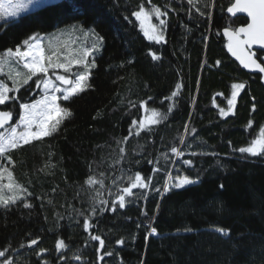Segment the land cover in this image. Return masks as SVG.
Here are the masks:
<instances>
[{"label": "trees", "instance_id": "trees-1", "mask_svg": "<svg viewBox=\"0 0 264 264\" xmlns=\"http://www.w3.org/2000/svg\"><path fill=\"white\" fill-rule=\"evenodd\" d=\"M232 2L58 0L0 24V54L29 36L73 23L103 37L100 52L88 60L95 66L85 91L60 100L71 115L59 130L10 152L13 180L27 190H17L16 203L0 205V250L9 249L14 264H264V154L238 151L264 128V84L227 52L224 29L247 24L227 15ZM140 7L167 12L163 43L140 31L131 15ZM262 55L256 52L258 62ZM39 76L10 94L17 102L0 106L13 112L11 124L18 122L20 102L40 97ZM234 83L245 87L232 113L223 116ZM142 104L167 119L135 131L132 121L141 120ZM172 147L183 156L175 157ZM137 172L146 182L150 178L149 189H134L125 207L117 204L113 211ZM177 176L194 183L175 188ZM91 235L105 241L100 255L112 253L103 262ZM35 238L38 245L28 247ZM58 239L67 245L62 252L55 248Z\"/></svg>", "mask_w": 264, "mask_h": 264}, {"label": "snow or ice", "instance_id": "snow-or-ice-1", "mask_svg": "<svg viewBox=\"0 0 264 264\" xmlns=\"http://www.w3.org/2000/svg\"><path fill=\"white\" fill-rule=\"evenodd\" d=\"M32 3V0H18L15 4H10V11H6L5 14L8 16H16L20 11L26 10L28 4ZM188 3L192 5L194 0H188ZM208 5L206 4L205 7ZM3 8V5H0ZM200 11V9H197ZM227 12L235 16L237 13H247L249 21L246 26H241L235 30H230L228 28L224 29V35L228 37V51L236 57L237 60L243 65L244 68L255 69L260 73H264V65L257 61L256 53L249 51L253 45H259L261 49H264V0H235L230 7L227 8ZM155 15L159 20L160 33L158 35L152 34L156 26L149 23L151 15ZM205 13L200 11V15ZM137 21L140 23V28L144 35L149 39H154L157 42L163 40V28L166 26V21L161 17L167 16L166 11H161L160 8L153 7L151 13L145 12L143 7H140L138 11L131 13ZM125 19H128L125 17ZM97 40L102 42L103 37L97 35ZM23 46V47H22ZM96 50V45L90 48H85L82 53V58L72 59L60 52V48L57 45L49 42L47 46L44 45L42 39L38 35L29 36L27 39L22 41V44L16 45L14 48L8 47L3 50V56H0V73L3 71L5 65L15 63L17 65L22 64L23 68L27 70L26 77L23 78L22 84L28 85L29 81L32 80L34 76L38 74H43L41 79H38L36 87H43L44 96L41 100L35 101L34 103H19V119L15 124H11L10 121L13 120V112L11 110L0 111V129H5L0 131V205L8 207L10 204L17 202L19 198L17 195V190L21 192H26L27 190L22 188L20 185L16 184L13 180L14 160L10 152L12 150L20 149L24 145L30 144L32 141L40 140L43 137H48L54 132L59 130V125L61 123V114L64 116L71 115V113L64 108H61L57 103L58 100L63 99L68 101L70 97L85 91L87 87L86 81L89 78L87 71L74 74L75 78H71V75L59 74L56 70H62L63 73L72 74V67L74 65L83 66L85 69L89 68L87 63V58L92 55ZM63 56V58H61ZM152 59L157 60L159 57L155 53H151ZM217 61V65H219ZM91 66H95L94 62ZM53 71L55 76V81L59 82V85L55 84L53 80L49 77V70ZM16 75H20L16 73ZM9 79L16 83L15 77L12 75V71H9ZM245 87L242 83L232 84L231 98L228 99V112H231L239 92ZM181 88L180 84L176 85L177 91H173L171 96L175 98ZM18 88H10L7 83L0 81V106L9 107V101L13 103L17 102L20 98L16 96H9L10 92H17ZM61 93L62 96L56 95ZM167 99V98H166ZM143 107V104L141 105ZM255 105H253V110ZM172 111V107H169V112ZM221 115H227L224 109L220 110ZM152 116L159 119H167V116L159 113L157 110H152ZM153 123L158 122L153 120ZM251 121L249 126H251ZM7 125V128L5 127ZM132 125L136 126L137 122L132 121ZM139 128H145V124L141 121L138 125ZM195 132V129H192ZM132 129L130 127L129 134L131 135ZM259 136L261 139L254 140L252 144L248 147H241L238 151L242 154L247 153L251 156H259L264 154V128H261ZM127 139V138H126ZM183 142V141H182ZM259 146V147H257ZM123 152V149H121ZM171 152L175 157L180 158L183 153L176 147L171 148ZM182 163L186 166H191L192 162L190 160H183ZM7 180V183H5ZM130 186L124 187L118 199L113 202L112 210L118 204L119 208L123 209L125 207V196H133L134 189H149L150 178L146 182L145 179L137 172L134 178H130ZM94 181L89 178L88 183L92 184ZM194 183L193 180L187 176H177L175 178L174 186L175 188H181L185 185ZM221 187H223L221 185ZM170 190L169 185L166 183L164 191ZM5 191L11 193V195H5ZM157 192L160 189H156ZM102 204L107 203L106 201H101ZM24 207H30L27 203ZM96 209H93L95 213ZM146 215V213H145ZM83 228L86 232H91L92 225L89 219L85 218L83 222ZM215 231L221 232L223 235H228L227 231L223 229H215ZM152 233L156 232L155 228L151 229ZM91 240L97 241L99 243V248L97 249V260L103 262L106 256H111L112 253L105 252L103 255L99 253L103 252L105 241L99 235H91ZM39 243V239H31L28 242V247L36 246ZM117 243H123V241H117ZM23 247V245H22ZM58 252L67 248L65 241L63 239H58L55 245ZM46 251V250H42ZM9 249L0 250V264H14V260L8 257ZM41 255V253H37ZM61 262H64L67 258L64 255L59 257ZM76 261H80V256H75Z\"/></svg>", "mask_w": 264, "mask_h": 264}, {"label": "rangeland", "instance_id": "rangeland-1", "mask_svg": "<svg viewBox=\"0 0 264 264\" xmlns=\"http://www.w3.org/2000/svg\"><path fill=\"white\" fill-rule=\"evenodd\" d=\"M56 1H58V0H32V3L28 4V7H27L26 10L20 11L16 16H8V15L5 14V12L11 10L9 5L17 3L18 0H2V1H0V5H3V8H0V24L2 25L4 23H6L8 21H11L13 19H16L19 16H21L23 14H26V13L32 11V10L38 9V8L44 6V5H47V4L56 2ZM25 3H27V0H25ZM152 9L153 8H151L149 10L145 9V12L151 13ZM161 18L163 19V17H161ZM137 23H138L140 31L144 35L143 31L140 28L139 21H137ZM149 23H151L152 25L156 26L155 31L154 32H150V35H152V34L158 35L160 33L161 29H160V25H159V20L156 18V16L154 14L150 16ZM36 35H38L42 39V41H43L45 46H47L49 44V42H51L52 44L59 46L60 52L63 55H66V56H68L69 58H72V59L82 58V53H83L85 48H90L93 45H96V50L92 53L91 56H89L87 58V62L89 64V68L88 69L84 68V71H87V72L93 67V66H91L93 64V62L92 61H88L89 58L91 57V60H92V56L98 54L100 52L101 48H102V42L97 40V34L94 32V30L90 29V28H85L84 26H82V25H80L78 23H73V24L64 26L62 28H59L57 30H54V31L46 33V34H36ZM144 37L147 40L155 42V43H163L164 39H165V34H164V30H163V40H161L159 42H157L154 39H149L145 35H144ZM0 56H3V53L0 54ZM61 58H63V56ZM94 65H95V63H94ZM75 67H77V65H74L72 67V74L63 73L62 70H56V71L59 74L71 75V78L74 79L75 78L74 74L80 73V72H84V71L77 72ZM10 69L12 71V75L15 77V80H16L15 84L13 83L12 79H9V71H10ZM16 73H19L20 75L17 76ZM26 74H27V70L23 68L22 64L17 65V64H15L13 62V63L5 65L3 67V71H2V73H0V81H3L4 83H7V85L10 88H18L20 90L22 87L25 86V85L22 84V80H23V78L26 77ZM88 74H89V72H88ZM38 76L39 77L37 79H35V82L38 79H41L43 77V74H38ZM49 77L53 80V82L55 84L59 85V82L55 81V76L53 75V71L51 69L49 70ZM85 83L87 85V81ZM36 89L39 91V93H40L39 96L40 97L38 99L32 101L31 103H34L35 101L41 100L43 98V96H44L42 85L39 88L36 87ZM17 92H10L9 96H10L11 93H13L15 95ZM56 95L62 96L61 93H57ZM60 100H63V99H60ZM60 100H58V102H57L59 105H60ZM60 107H61V105H60ZM225 112L227 113V115L232 113V111L231 112L225 111ZM227 115H223V116H227ZM65 117L66 116H64V114L62 113L61 117H60L61 122H62V120ZM158 119L159 118H154L152 116V110H149V109H146V107H143V116H142L141 120L137 123V125L134 126V129H135V131H141L143 129L150 128L152 125L157 123V122L153 123L152 121L153 120H157L158 121ZM141 121H143L144 124H145V128H143V129L138 127V125H139V123ZM5 127L7 128V125ZM4 130L5 129H0V131H4ZM258 139H261V137L259 136ZM257 147H259V146H257ZM5 183H7V180H5Z\"/></svg>", "mask_w": 264, "mask_h": 264}, {"label": "water", "instance_id": "water-1", "mask_svg": "<svg viewBox=\"0 0 264 264\" xmlns=\"http://www.w3.org/2000/svg\"><path fill=\"white\" fill-rule=\"evenodd\" d=\"M232 1H233L232 3L235 2V0H232ZM227 15H228L230 18H232V19H234V18H236V17H243V18H245V19L247 20V23L250 22V21H249V18H248V16H247V13H237L235 16H233L232 14H230V13L227 12ZM245 26H246V25H245ZM223 37H224V40L226 41V44H227V52H228L230 58H231L233 61L237 62L238 65H239V67H240L244 72H247V73H249V74H256V75H259V76L261 77V80H262L263 84H264V73H260L258 70H255V69L244 68L243 65L240 63V61L237 60L236 57H234V56L228 51V43H229V40H228V37L224 35V32H223ZM249 51L254 52V53H256V52H261V53H263L262 57L260 58V62H259V63H262V65H264V49H261L259 45H253L252 48H251ZM254 58H256V57H254Z\"/></svg>", "mask_w": 264, "mask_h": 264}]
</instances>
